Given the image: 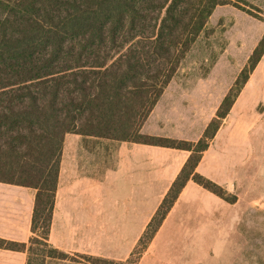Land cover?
<instances>
[{
	"label": "trees",
	"instance_id": "trees-1",
	"mask_svg": "<svg viewBox=\"0 0 264 264\" xmlns=\"http://www.w3.org/2000/svg\"><path fill=\"white\" fill-rule=\"evenodd\" d=\"M232 1L0 0V182L36 190L28 242L0 238V248L25 252L26 264L67 258L48 242L66 134L190 152L142 248L188 181L236 201L196 167L260 61L264 35L196 142L140 133L214 9L244 10Z\"/></svg>",
	"mask_w": 264,
	"mask_h": 264
},
{
	"label": "crops",
	"instance_id": "crops-1",
	"mask_svg": "<svg viewBox=\"0 0 264 264\" xmlns=\"http://www.w3.org/2000/svg\"><path fill=\"white\" fill-rule=\"evenodd\" d=\"M203 84V80L199 82V86ZM259 84L257 77H254L253 83L251 78L246 81L196 167L197 173L228 191L232 190L230 184L239 165H243L245 160H259L263 156L264 121L249 119L255 117L257 111L241 109L250 105ZM227 89L228 86L221 92L224 94ZM197 91L201 101V122L185 118L183 113L188 111V107L183 104L184 108L172 102L159 111L160 97L141 126L140 133L198 140L223 94L215 96V93H206L201 87ZM212 99L215 102L206 107L205 101ZM67 135L70 138L67 139ZM82 137L90 136L66 134L64 137L70 144L69 160L63 153L62 145L48 242L68 255H89L124 262L136 248L190 152L91 137L104 141L100 156H97L77 146ZM35 193L36 190L30 187L0 182L1 239L28 242ZM221 202L214 194L188 181L145 253L152 254L154 251L165 257L171 241L175 239L173 230L179 228L178 220L185 219L188 209H196L199 215L205 216L214 213L217 208L219 211ZM187 219L190 220V215ZM189 220L183 223L188 228L193 227ZM180 241L178 239L175 243ZM0 264H26V253L0 248Z\"/></svg>",
	"mask_w": 264,
	"mask_h": 264
},
{
	"label": "rangeland",
	"instance_id": "rangeland-1",
	"mask_svg": "<svg viewBox=\"0 0 264 264\" xmlns=\"http://www.w3.org/2000/svg\"><path fill=\"white\" fill-rule=\"evenodd\" d=\"M232 3L244 10L233 5L214 9L207 19L205 31L180 62L175 76L161 95L159 111L173 102L182 108L188 107V111L183 113L185 118L201 122V101L197 88H204L206 93H215L217 96L223 94L221 91L228 86L222 100L233 85L252 50L264 35V0H233ZM250 48L252 50L248 52ZM256 67L248 79L251 78L253 83L254 77H257L259 89L250 105L241 109L257 111L256 116L259 117L251 116L249 119L260 118L264 121V53ZM208 78L211 80H206ZM202 80L204 84L199 86ZM212 100L205 101L206 107L215 102ZM214 116L215 113L211 119ZM67 136V139L70 138ZM79 140L77 146L81 150L100 156L104 141L91 137ZM69 146V141L64 140L63 153L67 160ZM235 176L230 184L232 190L225 189L236 196V201L230 204L221 199L219 211L216 207L214 213L205 216L199 215L196 209H188L185 219L178 220L179 228L173 230L175 239L171 241L165 257H160L154 251L146 254L147 247L142 248L137 244L133 255L124 262L96 256L84 260V255L67 254L65 259L49 258L43 264H264V150L259 160H245L243 165H239ZM189 215L190 220L187 219ZM188 220L193 227L188 228L183 224L188 223ZM178 239L181 240L179 244L175 243Z\"/></svg>",
	"mask_w": 264,
	"mask_h": 264
}]
</instances>
